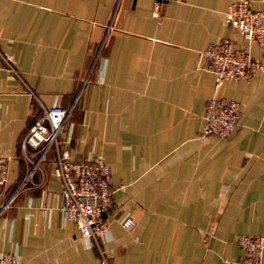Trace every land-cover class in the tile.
Masks as SVG:
<instances>
[{"label":"crops","instance_id":"crops-1","mask_svg":"<svg viewBox=\"0 0 264 264\" xmlns=\"http://www.w3.org/2000/svg\"><path fill=\"white\" fill-rule=\"evenodd\" d=\"M232 1L0 0V48L22 77L0 63V252L22 264H103L61 212L51 149L23 179L21 141L40 114L26 86L44 106L70 109L59 132L69 159L99 155L110 169L108 264H225L242 254L239 233L264 235V51L225 21ZM224 37L248 44L261 69L215 91L200 53ZM213 95L239 103L226 137L203 133Z\"/></svg>","mask_w":264,"mask_h":264},{"label":"built area","instance_id":"built-area-1","mask_svg":"<svg viewBox=\"0 0 264 264\" xmlns=\"http://www.w3.org/2000/svg\"><path fill=\"white\" fill-rule=\"evenodd\" d=\"M161 0H154L158 5ZM224 19L232 25L249 44L257 43L264 51V8L254 10L248 0H235L228 4ZM248 44L235 46L229 38H221L209 43L200 55L206 59L207 68L214 74L213 89L216 91L224 80H249L259 69L261 63L254 60ZM0 63L22 80L14 66L12 56L0 48ZM27 91L38 102L40 114L23 136L21 148L30 162L28 175L39 168V162L45 153L53 151L52 173L61 180V212L79 227L81 237L87 246H95L103 264H108L103 252L101 239L109 237V229L104 220L112 185L110 169L99 155L86 161L71 160L61 147L59 132L69 115L70 109L58 105L44 106L34 91L26 86ZM239 115V103L234 99L211 96L203 114V133H214L221 137L228 136ZM37 153L32 159L28 153ZM7 170L6 157L0 155V185L4 182ZM123 228H131L135 220L131 215L124 216ZM236 242L242 248V254L236 259H228L225 264H261L264 248V235L239 233ZM0 264H22L21 260L10 251L0 252Z\"/></svg>","mask_w":264,"mask_h":264}]
</instances>
